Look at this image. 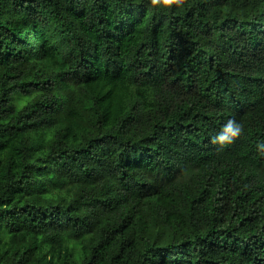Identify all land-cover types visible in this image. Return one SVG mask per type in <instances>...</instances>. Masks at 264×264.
<instances>
[{
    "label": "trees",
    "instance_id": "16d2710c",
    "mask_svg": "<svg viewBox=\"0 0 264 264\" xmlns=\"http://www.w3.org/2000/svg\"><path fill=\"white\" fill-rule=\"evenodd\" d=\"M262 142L264 0H0V264H264Z\"/></svg>",
    "mask_w": 264,
    "mask_h": 264
},
{
    "label": "clouds",
    "instance_id": "9594fccd",
    "mask_svg": "<svg viewBox=\"0 0 264 264\" xmlns=\"http://www.w3.org/2000/svg\"><path fill=\"white\" fill-rule=\"evenodd\" d=\"M157 3H162L165 6L171 5H181L183 0H151L152 5H156ZM243 132V125L236 122L234 119H229L222 127L221 131L212 139L210 143L217 145H226L232 143L235 139L239 138V136ZM258 150L264 149V142L259 143L257 145Z\"/></svg>",
    "mask_w": 264,
    "mask_h": 264
}]
</instances>
